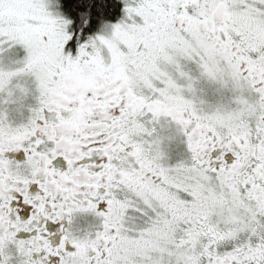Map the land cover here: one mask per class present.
Segmentation results:
<instances>
[{"label":"snow or ice","instance_id":"1","mask_svg":"<svg viewBox=\"0 0 264 264\" xmlns=\"http://www.w3.org/2000/svg\"><path fill=\"white\" fill-rule=\"evenodd\" d=\"M0 264H264V0H0Z\"/></svg>","mask_w":264,"mask_h":264}]
</instances>
